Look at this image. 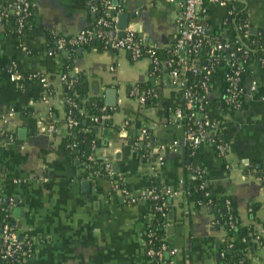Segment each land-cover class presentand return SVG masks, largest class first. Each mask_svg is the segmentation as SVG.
I'll list each match as a JSON object with an SVG mask.
<instances>
[{
  "label": "crops",
  "instance_id": "0c3cea01",
  "mask_svg": "<svg viewBox=\"0 0 264 264\" xmlns=\"http://www.w3.org/2000/svg\"><path fill=\"white\" fill-rule=\"evenodd\" d=\"M11 1L0 0V6ZM240 1L245 3L250 31L264 34V0ZM111 2L119 12L132 14L126 29L148 38L164 60L175 42L178 0ZM32 3L35 22L22 35L4 32L0 23V194L8 201L19 234L27 233L34 241V251L23 264H148L150 238L145 233L153 219L150 199L146 195L128 202L113 190L110 175L92 178L73 156L62 80L69 54L48 53L50 34L74 35L93 26L95 15L86 0ZM230 4L229 0L202 2L209 34L217 29L229 44L234 37L225 24L230 21ZM159 65L156 71L150 59H133L122 49L99 50L93 45L77 49L68 74L82 75L77 92L87 99L99 98L110 118L108 126L98 127L95 161L109 162L114 176L135 195L144 194L150 180L172 192L175 209L168 213L159 264H216L225 230L214 225L210 209L194 210V201L183 198L191 148H196L205 184L215 194L231 196L241 224H253L260 238L255 250H246L249 264H264V185L250 170H264V67L251 65L244 80V106L238 111L222 100L224 67L211 78L206 117L225 125L222 155L207 140L196 147L183 141L184 126L174 117L183 105L182 88L171 85L168 68ZM195 65H201L199 58ZM12 66L18 76L14 80ZM136 83L158 89L153 105L145 106L139 96L128 94V85ZM146 129L150 144L143 160L135 144L141 145ZM7 132L13 133L12 140Z\"/></svg>",
  "mask_w": 264,
  "mask_h": 264
},
{
  "label": "trees",
  "instance_id": "16d2710c",
  "mask_svg": "<svg viewBox=\"0 0 264 264\" xmlns=\"http://www.w3.org/2000/svg\"><path fill=\"white\" fill-rule=\"evenodd\" d=\"M229 9L231 11L230 21L225 23L231 27L234 32V37L230 40L231 44L227 47L216 51L219 57L215 59L214 70L212 73L205 78V73L198 67L197 72L186 71L184 77L186 79L185 85L189 87L191 92L195 96L199 97L198 102H207L206 94L208 86L210 85L211 78L215 74L219 67H224V75L228 71L229 67L225 65V61L228 55L233 52L235 57L238 58V62L242 63L243 71L241 75V85L244 89V80L250 74L251 65L257 64L264 67V34L260 32H252L247 26V15L245 3L240 0H229ZM95 18L98 12L94 14ZM15 16H9L1 20L0 23L4 26V32L12 31L15 27ZM96 21V19H95ZM35 22V9L32 5L29 9V14L23 19L22 31L17 35H22L23 31L28 27L34 25ZM96 24L94 23V26ZM16 28V27H15ZM137 36V35H136ZM51 39L50 48L56 49V39L59 37L58 34H50ZM137 38V37H136ZM139 38V37H138ZM219 42L225 44L227 41L220 37L217 29L213 30L212 34H209L207 29V35L203 39L201 48L198 52L197 58L200 59L201 66L205 64L207 58H209L210 51L212 50L213 44ZM90 45L95 46L97 49L102 50L106 48L104 46L103 39L94 37L88 43L82 44L81 48L88 47ZM69 50V55L64 60L63 74H65V81L63 83V99H64V110L67 119H74L77 121L75 125L67 126V140L69 144L73 143L75 146L73 149V156L82 165L85 162L87 173L91 171H97L98 175H104L106 172L103 169V164H99L95 161L94 151L98 147L97 132L99 126H108L110 118L105 116V111L102 109L103 103L99 98L87 99L86 94L77 92V84L82 78L81 74L70 76L68 71L71 69L73 59L76 56L78 46L66 45ZM141 48H145V45H141ZM247 50V56L243 58V51ZM142 55L141 57H143ZM161 65L156 67L151 62V67L156 71L159 70ZM70 80V81H69ZM226 85V81L223 82V87ZM150 90V95H147V91ZM127 92L131 96L145 95L146 99L144 102L145 106L153 105L158 98V89L153 87L150 83H136L128 85ZM204 95L203 99H200ZM243 100V95H242ZM244 106V100L242 107ZM206 107V106H205ZM97 117L98 120H94ZM189 121L187 118L184 122ZM220 129L212 138L222 139L224 138L225 125L220 124ZM213 129L206 127V130ZM93 142L95 143L93 147ZM150 144L148 137V131L146 129V135L142 139L141 145L137 141L135 144L136 152L144 160L148 155L147 147ZM192 154L190 156L188 167L190 169V176L184 180L183 183V198L186 202L194 201L193 209L198 210L204 206L213 213V223L217 227H222L225 230V238L220 243L218 248V258L216 264H249L250 259L246 255V250L253 251L257 246V241L260 240L255 233L253 224L244 226L238 218L237 211L235 210V204L233 198L227 195L215 194L206 184L203 175L201 163L197 159L196 148H191ZM141 154V155H140ZM92 156V160H88V156ZM155 155H152L151 159ZM255 175L259 178L261 183L264 185V170L261 168L251 167ZM193 177V178H191ZM94 178V177H93ZM120 187L126 185L120 179ZM165 189L156 183L154 180H150L147 186L145 195H148L151 206L153 209V219L151 225V246L155 250H158L164 244L163 236L165 235V226L169 221L168 213L174 211L172 192L166 193ZM152 191V197L149 193ZM2 203H0V223L5 220L9 223H14L13 212L7 209L8 201L5 197L0 194ZM163 203L167 204L164 206ZM182 205V203L180 204ZM160 206V209H157ZM258 206L254 205L252 211ZM4 207V208H3ZM2 247V241L0 239V248ZM4 259L0 257V262ZM19 262L17 257H11V264ZM21 263V261H20Z\"/></svg>",
  "mask_w": 264,
  "mask_h": 264
},
{
  "label": "built area",
  "instance_id": "2783aa9c",
  "mask_svg": "<svg viewBox=\"0 0 264 264\" xmlns=\"http://www.w3.org/2000/svg\"><path fill=\"white\" fill-rule=\"evenodd\" d=\"M202 2L203 0H178L180 10L177 17L175 42L169 48L168 56L164 60H160L157 56L155 46L148 38H138L132 29H125L123 35L118 37L119 29L117 27V17L116 14L111 15L110 12L114 10L115 13H117L120 9L117 5L112 4L111 0H86L90 12L94 14L98 12L95 21L96 25L83 28L76 34L70 36L58 34L59 37L56 39V49L50 48L48 53L65 52L69 54V50L66 47L67 44L81 48L82 44H86L92 38L98 37L103 39L106 48L126 50L131 54L133 59L141 58V56L144 55L143 57L150 59L155 67L160 64V62L164 63L168 68L170 84L182 88L183 105L182 107L176 108L174 117L179 124L184 126L185 133L183 141L185 143L189 142L192 146L196 147L207 140L215 145L220 154L225 155L226 143L224 140L211 137V135L217 133V128H220V123L207 119L206 103L198 102L199 97L195 96L190 88L185 85L186 79L184 73L186 71L196 73L198 67H201L200 70L205 73V78H207L214 70L215 59L219 57V54L215 52L222 49L224 46L227 47L230 45L229 43L220 44L219 42L213 44L209 58H207L205 64L202 66L195 65V60L203 39L207 35V24L202 16ZM32 5V0H12L8 5L0 6V22L9 16H15L16 28L12 26V31L19 34L23 28V19L29 14V9ZM141 45H145V48H141ZM242 56L243 58L247 56V50L243 51ZM262 62L264 63V60H262ZM225 65L228 66L229 69L224 75L226 85L223 89L222 100L231 110L238 111L242 108V95H244V89L240 82L243 65L238 62V58L235 57L233 52L228 55ZM14 67L15 66H12V73L10 74L12 80L18 77L14 72ZM62 80L65 81V74L62 75ZM253 88H255V86H252V89ZM203 98L204 95L200 97V99ZM145 99V95L138 97L140 103L145 102ZM185 118L189 121L184 122ZM94 120L96 121L98 118L94 117ZM76 123V120L68 118L66 125L69 127ZM206 127H211L213 129L208 131ZM141 132L144 134L145 129L142 128ZM5 135L9 140H12L14 137L11 132H7ZM94 145L95 143L93 142V147ZM70 146L74 147L75 145L71 143ZM87 159L89 161L92 160V156L89 155ZM99 164H103V169L106 172L105 174L111 176L113 190L124 196L128 202L133 203L140 197H146L145 194L141 193L138 196L133 194L126 187H120V178L114 176L109 162ZM82 167L86 169L85 162L82 163ZM89 174L92 178L98 175L97 171H91ZM149 194L152 195V197H157V195L152 194V191ZM0 203H2L1 197ZM163 205H165V203H163ZM157 209H160V206H157ZM145 234L146 237L149 238L151 236V229L148 228ZM19 236V231L14 223L11 224L2 220V223H0V239L2 241L0 257L4 259V261L0 262V264H11V257H17L19 260V262L14 264H23V260L32 255L34 251V241L31 236L27 233L21 234L20 238ZM164 248L165 245H162L160 249L155 250L151 246V238L148 239V248L146 250L148 264H159L161 262L162 249ZM170 253H174V250L170 251Z\"/></svg>",
  "mask_w": 264,
  "mask_h": 264
},
{
  "label": "water",
  "instance_id": "95a60500",
  "mask_svg": "<svg viewBox=\"0 0 264 264\" xmlns=\"http://www.w3.org/2000/svg\"><path fill=\"white\" fill-rule=\"evenodd\" d=\"M113 4H116L113 2ZM111 15H115L116 14V17H117V27L119 29V32H118V37L122 36L123 35V31L127 28V25H128V18L130 16H132L131 13L129 12H118V13H115L114 10H111L110 12ZM19 132L23 133V130H19ZM117 167V163L115 162L113 164V168L116 169ZM14 213H15V216H18L19 214V208L17 207L15 210H14ZM21 237V235L19 236V238Z\"/></svg>",
  "mask_w": 264,
  "mask_h": 264
}]
</instances>
